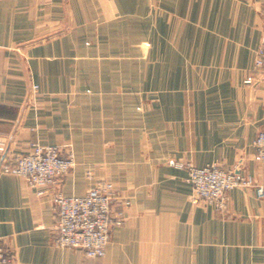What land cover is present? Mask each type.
<instances>
[{"label":"crops","instance_id":"1","mask_svg":"<svg viewBox=\"0 0 264 264\" xmlns=\"http://www.w3.org/2000/svg\"><path fill=\"white\" fill-rule=\"evenodd\" d=\"M263 10L264 0H0L7 154L69 147L60 191L108 179L123 215L102 257L58 247L51 197L0 172L10 264H264V164L253 159L264 84L246 82ZM177 162L253 184L231 188L224 212L193 205Z\"/></svg>","mask_w":264,"mask_h":264},{"label":"built area","instance_id":"2","mask_svg":"<svg viewBox=\"0 0 264 264\" xmlns=\"http://www.w3.org/2000/svg\"><path fill=\"white\" fill-rule=\"evenodd\" d=\"M263 29L254 50L251 74L246 82L256 80L264 84V10ZM33 85V89H36ZM253 159L264 164V129L254 139ZM0 172L21 176L39 196L49 195L56 208L53 243L58 247L77 248L88 257H102L110 240V229L123 221L121 211L113 212L116 190L112 181L99 178L80 195H65L58 188L61 177L74 164L69 147L33 143L29 151L7 154L6 140L0 137ZM187 171L186 181L191 185L189 199L193 205L211 203L217 211L227 208L228 191L237 186H251V177L237 169H223L216 163L195 166L189 162L178 163ZM258 197L263 188L257 187ZM12 257L0 235V264H10Z\"/></svg>","mask_w":264,"mask_h":264},{"label":"rangeland","instance_id":"3","mask_svg":"<svg viewBox=\"0 0 264 264\" xmlns=\"http://www.w3.org/2000/svg\"><path fill=\"white\" fill-rule=\"evenodd\" d=\"M251 70H252V67H251ZM251 74V71H250V73H249V75ZM253 82H257L256 80H253ZM257 83H260V82H257ZM254 155V154H253ZM185 163H187V162H185ZM176 164H178V162L176 163ZM252 186V185H251ZM257 189V188H256ZM87 190V189H86Z\"/></svg>","mask_w":264,"mask_h":264}]
</instances>
